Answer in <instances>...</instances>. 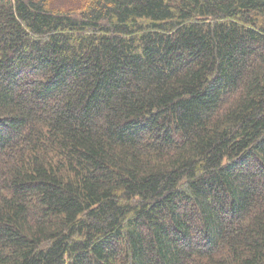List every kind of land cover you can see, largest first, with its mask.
<instances>
[{"label": "trees", "instance_id": "trees-1", "mask_svg": "<svg viewBox=\"0 0 264 264\" xmlns=\"http://www.w3.org/2000/svg\"><path fill=\"white\" fill-rule=\"evenodd\" d=\"M0 264H264V0H0Z\"/></svg>", "mask_w": 264, "mask_h": 264}]
</instances>
